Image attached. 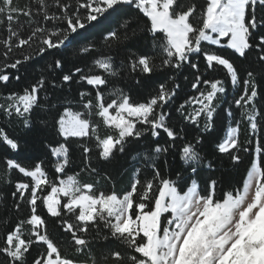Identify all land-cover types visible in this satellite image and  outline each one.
Instances as JSON below:
<instances>
[{
    "label": "snow or ice",
    "instance_id": "snow-or-ice-1",
    "mask_svg": "<svg viewBox=\"0 0 264 264\" xmlns=\"http://www.w3.org/2000/svg\"><path fill=\"white\" fill-rule=\"evenodd\" d=\"M0 264H264V0H0Z\"/></svg>",
    "mask_w": 264,
    "mask_h": 264
},
{
    "label": "trees",
    "instance_id": "trees-1",
    "mask_svg": "<svg viewBox=\"0 0 264 264\" xmlns=\"http://www.w3.org/2000/svg\"><path fill=\"white\" fill-rule=\"evenodd\" d=\"M18 3L20 5H24L25 3H27V0H18ZM23 19V17L21 18ZM94 32H97L98 30H93ZM10 87H16L15 82H13ZM31 157H32V153L31 152H24L21 153L19 156V159L22 163H30L31 162ZM84 179H88L87 176L84 177ZM129 183V178L127 175L122 176L120 178L117 179V183H116V189L118 191L125 189L128 186ZM51 223V221H50Z\"/></svg>",
    "mask_w": 264,
    "mask_h": 264
}]
</instances>
